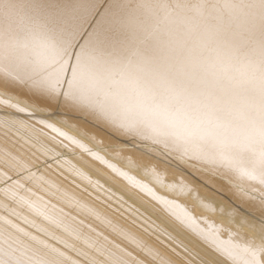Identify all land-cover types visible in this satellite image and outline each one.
<instances>
[{
  "label": "bare ground",
  "instance_id": "bare-ground-1",
  "mask_svg": "<svg viewBox=\"0 0 264 264\" xmlns=\"http://www.w3.org/2000/svg\"><path fill=\"white\" fill-rule=\"evenodd\" d=\"M97 1L0 0V176L33 214L0 213L24 241L0 264H86L55 233L114 264H138L129 241L160 264H264L259 0H110L82 33Z\"/></svg>",
  "mask_w": 264,
  "mask_h": 264
},
{
  "label": "rangeland",
  "instance_id": "rangeland-1",
  "mask_svg": "<svg viewBox=\"0 0 264 264\" xmlns=\"http://www.w3.org/2000/svg\"><path fill=\"white\" fill-rule=\"evenodd\" d=\"M110 0H108L109 2ZM106 5L101 3L100 0L97 1L96 6L94 9L92 10H88V14L86 16V22H85V29L83 30L82 33L88 31L94 24H95V20L98 18L101 10L105 7ZM173 5L168 4V2L165 4V6L163 7L164 10H167L169 7H171ZM17 131V130H16ZM17 136H20L17 132H16ZM30 139L31 136L28 134L27 137L24 136H20L19 139H21L24 142H27L26 139ZM35 139V138H34ZM35 141H37V139H35ZM21 141H18L16 143V141H14L15 147L17 149H19V151L22 149V144H20ZM24 148V147H23ZM36 155H34L31 152H28V155L32 158H37L38 163H40V167H43L44 162L38 158L37 156L40 155L41 157L46 158L45 154L43 153V151L40 148H37L36 150ZM47 159V158H46ZM20 168L23 171H28L26 166H20ZM2 171H5L8 173L9 176H16V173H18L16 170H14L13 168H11L9 166V168H7V166L1 167ZM8 178L11 177H1L0 176V213L3 214L4 216H6L7 218H11L13 220H16L20 223H23V220H26V217H30L31 215H33L32 213H30L28 210L25 209V207L21 208L18 205L19 202H21V200H23L24 195L27 193V186L25 185V182L23 185L19 186L17 185L15 182L11 181V182H4L5 180H7ZM21 178V175H19L18 177H16V181L18 182V180ZM27 179V178H26ZM25 181V180H24ZM31 185L33 184L32 182H28ZM51 187V186H49ZM53 188V187H51ZM38 189V188H37ZM40 193H47L48 195L51 194L52 196H55L52 192H48L45 191V189L43 188V186H40ZM87 196H90V194L88 193H84ZM65 198V199H64ZM64 198H59L60 202H58V205H56L58 208H60L62 205H68L70 206V208H73V204H68L66 200H72L73 198H70L68 195L65 196ZM93 201L97 202L98 200L95 199L94 197H92ZM8 206H12L14 207V209L8 207ZM18 206V207H17ZM32 208L36 209V212H38V214H44L47 217H53V215L47 210V208L44 207H40L38 205H32ZM38 218V217H37ZM93 219V218H92ZM82 221H86L85 219H82ZM96 222L97 220L94 218L92 223ZM3 225L2 221H0V255L4 256L3 250H7L9 252H11L13 250V252L15 253L13 247L16 249L17 248H22L20 247L21 244H24V241H21L22 238H18L17 236H15L13 233H11L8 228H1ZM101 225V223H100ZM103 227H105V225L102 224ZM36 227V228H35ZM44 229H51L53 231H56L58 233H60V235H64L63 230H61V228L59 229H53L51 228L52 225H44L42 226ZM31 229L34 231V233L36 234H40L42 236L45 235V233L43 232V229L37 225H32ZM93 235L95 234L94 231L91 232ZM113 234V233H112ZM55 237H48L46 236V239L49 241L54 242L56 245L62 247V249L66 250L68 253H71L72 255H74L75 257L81 259L82 261H84L86 264H114L113 260L109 258V260L104 257V256H100L97 255L93 250V248H89L86 247L87 245H83L80 244L78 245L74 240H72L69 237H65V239L63 238H59L58 234L55 233ZM123 239L122 236H119L118 234H116V241L119 242V239ZM67 242V243H66ZM160 243L161 247L163 250L165 251H172L171 247L166 246L165 244H162V242H158ZM140 246L139 247L138 244L136 245V243L129 241V243L127 244V246L136 251L137 253H139L140 255H142L140 260H135L136 263L138 264H148V263H152V264H160L159 261L157 260L158 256H160L161 253H157L152 251L149 252L148 250H144L143 247L145 246L142 242H139ZM74 245H78L76 248ZM56 247V246H55ZM27 251H29L32 255L35 254L36 249L34 247V245L30 246V244H27ZM178 248V247H177ZM180 251H182L180 248H178ZM54 250V248H53ZM130 252V251H129ZM131 253V252H130ZM187 257H190L191 259H194L193 256H191L190 253L188 252H183ZM175 254V253H174ZM163 256V255H162ZM185 257V258H187ZM37 258V256H36ZM94 259H98L99 262H96ZM189 259V258H188ZM9 260H11L10 262H14L12 261L13 259L10 258ZM173 264H175L172 261ZM9 264V263H8ZM17 264V263H16ZM18 264H22V263H18ZM177 264V263H176Z\"/></svg>",
  "mask_w": 264,
  "mask_h": 264
},
{
  "label": "snow or ice",
  "instance_id": "snow-or-ice-1",
  "mask_svg": "<svg viewBox=\"0 0 264 264\" xmlns=\"http://www.w3.org/2000/svg\"><path fill=\"white\" fill-rule=\"evenodd\" d=\"M100 2L105 4V5L108 4V0H100ZM259 6L262 9V11H264V0H259ZM110 8H111V6H110ZM103 28H104V21L101 22L100 31H103ZM261 134H262V136H264V125H262Z\"/></svg>",
  "mask_w": 264,
  "mask_h": 264
}]
</instances>
